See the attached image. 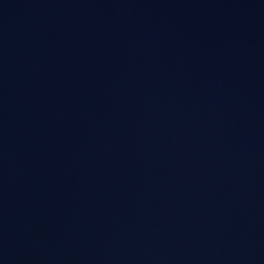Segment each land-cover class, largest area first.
<instances>
[{
  "label": "water",
  "instance_id": "water-1",
  "mask_svg": "<svg viewBox=\"0 0 264 264\" xmlns=\"http://www.w3.org/2000/svg\"><path fill=\"white\" fill-rule=\"evenodd\" d=\"M0 264H264V0H0Z\"/></svg>",
  "mask_w": 264,
  "mask_h": 264
}]
</instances>
